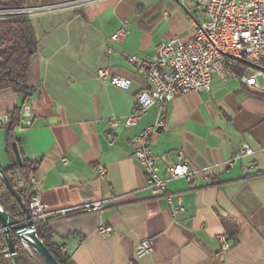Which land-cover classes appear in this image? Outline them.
<instances>
[{
    "label": "crops",
    "instance_id": "1",
    "mask_svg": "<svg viewBox=\"0 0 264 264\" xmlns=\"http://www.w3.org/2000/svg\"><path fill=\"white\" fill-rule=\"evenodd\" d=\"M20 1L30 8L72 0ZM204 10L191 0H93L27 17L36 40L33 90L27 99L0 91V126L23 106L16 144L21 158L36 163L53 241L74 264H264V73L253 88L241 81L253 68L215 75L210 93L176 95L150 107L135 126L122 125L136 95L150 89L146 61L160 44L191 39ZM123 25L125 38L112 41ZM99 70L106 80L97 78ZM115 76L129 82L127 91L108 83ZM115 119L121 124L113 128ZM154 126L149 146L167 158L160 177L180 153L206 174L170 180L164 193L147 189L133 140ZM243 143L255 155L227 167ZM250 162L255 168L247 170ZM10 164L0 129V168ZM96 202L103 203L100 210L82 209ZM63 209L70 210L66 216L56 213ZM101 227L111 232L103 236ZM146 238L152 252L135 257ZM221 238L230 245L222 259Z\"/></svg>",
    "mask_w": 264,
    "mask_h": 264
},
{
    "label": "built area",
    "instance_id": "2",
    "mask_svg": "<svg viewBox=\"0 0 264 264\" xmlns=\"http://www.w3.org/2000/svg\"><path fill=\"white\" fill-rule=\"evenodd\" d=\"M93 0H72L42 7H22L18 9H0V17L13 16L28 17L39 11H49L71 6H83ZM204 21L196 25V30L187 41L171 40L160 44L156 56L146 61V78L150 89L141 90L135 98L132 112L124 119L122 125L130 128L135 126L146 111L152 106L163 107L170 103L176 95L188 93H210L213 76L219 75L223 79L235 73L231 65L234 61L244 62L256 70L241 81L249 88L257 86L256 78L264 73V0H206ZM127 31L124 25L111 36L112 41H121ZM136 61V58H132ZM107 72L99 70L97 78L106 80ZM110 85L124 91L129 89V82L121 77H111ZM26 115V109L22 116ZM22 118V119H23ZM121 122L115 119L112 127ZM157 127H148L134 138L137 145L134 159L138 162L146 176V187L154 192H166V184L170 180L186 179L194 181L198 174H206L207 170H197L190 166L183 154L176 164H167L165 178L159 176L160 161L166 162V156H155L149 146V138L155 133ZM255 151L248 143H243L226 162L227 167L233 166L238 160L253 157ZM66 163V160H63ZM255 168V163L247 164L246 169ZM99 174L106 176L103 167H98ZM18 187L23 188L27 194V204L32 220L35 224L48 223L47 207L41 200L40 181L34 175L21 176L17 181ZM167 202L171 199L168 196ZM102 202L86 204L82 209L86 212H95L102 208ZM69 209H63L57 214L66 216ZM182 211L179 206L176 212ZM111 232L110 228H99L103 236ZM0 234L4 236L0 227ZM150 239L142 240L135 248L134 255L139 258L152 252ZM230 250V245L221 238V250L218 256L222 259ZM7 257V255H6Z\"/></svg>",
    "mask_w": 264,
    "mask_h": 264
},
{
    "label": "trees",
    "instance_id": "3",
    "mask_svg": "<svg viewBox=\"0 0 264 264\" xmlns=\"http://www.w3.org/2000/svg\"><path fill=\"white\" fill-rule=\"evenodd\" d=\"M22 8L20 0H0V9ZM36 50V40L32 25L27 17L13 16L0 19V91L12 90L28 98L33 88L29 85V62ZM236 74H242L251 65L234 61L231 65ZM23 106H15L7 115V122L0 129L5 132V151L11 159L8 168L2 169L6 179L16 189L22 200L27 204V194L19 188L17 181L21 176L28 177L35 173L36 163L22 158L19 166L13 156L12 144L18 141L17 130L21 127V110ZM0 206L14 218L23 221L24 214L14 196L7 190L0 180ZM1 227V226H0ZM36 233L44 246L59 264H74L71 259L60 252L53 241V234L48 223L36 225ZM15 252L19 264H46L34 252L27 251L12 234ZM7 244L0 234V264H13L4 254Z\"/></svg>",
    "mask_w": 264,
    "mask_h": 264
},
{
    "label": "water",
    "instance_id": "4",
    "mask_svg": "<svg viewBox=\"0 0 264 264\" xmlns=\"http://www.w3.org/2000/svg\"><path fill=\"white\" fill-rule=\"evenodd\" d=\"M191 1L195 6H202L206 4L205 0ZM12 152L17 164L21 166L22 158L16 143L12 144ZM0 180L4 182L7 190L12 196H14L25 217L23 221H20L14 218L8 212H5L0 206V226L7 244V249L5 250L4 254L12 260L13 264H19L12 239V234H15L17 240L23 247L31 249V251L41 257L46 264H59L44 246L42 241L38 238L36 226L32 220L28 208L25 206L16 189H14L10 182L6 179L2 168H0Z\"/></svg>",
    "mask_w": 264,
    "mask_h": 264
},
{
    "label": "rangeland",
    "instance_id": "5",
    "mask_svg": "<svg viewBox=\"0 0 264 264\" xmlns=\"http://www.w3.org/2000/svg\"><path fill=\"white\" fill-rule=\"evenodd\" d=\"M0 19H3L2 17H0ZM259 79H261V78H259ZM25 248V247H24ZM27 251H29V252H32L31 251V249H28V248H25Z\"/></svg>",
    "mask_w": 264,
    "mask_h": 264
}]
</instances>
